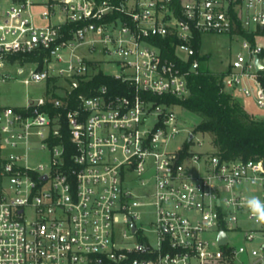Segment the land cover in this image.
<instances>
[{
	"label": "built area",
	"instance_id": "built-area-1",
	"mask_svg": "<svg viewBox=\"0 0 264 264\" xmlns=\"http://www.w3.org/2000/svg\"><path fill=\"white\" fill-rule=\"evenodd\" d=\"M205 33L242 39L224 87L264 109V0H0V90L44 87L0 101V264H264V159L205 148L169 100Z\"/></svg>",
	"mask_w": 264,
	"mask_h": 264
},
{
	"label": "trees",
	"instance_id": "trees-1",
	"mask_svg": "<svg viewBox=\"0 0 264 264\" xmlns=\"http://www.w3.org/2000/svg\"><path fill=\"white\" fill-rule=\"evenodd\" d=\"M239 32L254 40L253 33L240 28ZM257 32H260V29ZM194 45L201 49L200 34L197 35ZM207 58V54L199 55V69L188 77L190 94L169 100L202 117L195 130L210 133L213 144L224 158L264 159V119L255 118L225 89L223 80L227 70L219 72L210 69L205 65ZM261 80L264 84V75H261ZM90 82L92 85H120L118 80L102 73ZM65 141L70 142L67 132Z\"/></svg>",
	"mask_w": 264,
	"mask_h": 264
},
{
	"label": "rangeland",
	"instance_id": "rangeland-1",
	"mask_svg": "<svg viewBox=\"0 0 264 264\" xmlns=\"http://www.w3.org/2000/svg\"><path fill=\"white\" fill-rule=\"evenodd\" d=\"M264 41V38H261ZM242 39L239 36H232L230 34H218V33H205L202 38L201 54H207L208 58L205 61V65L214 71H226L231 59L239 52L242 51L241 46ZM110 58L119 57L114 53L109 56ZM44 94V87L42 83L26 85L19 79L11 80L4 83L0 90V101L12 105H23L31 97H40ZM234 97L240 102V104L250 112L257 119H264V109L258 107L255 102L244 96L240 92H236ZM176 112L182 120L184 127L194 129L196 125L201 121V116L194 113L182 105L175 107ZM197 136L205 140L204 147L210 148V141L212 135L210 133H204L198 131ZM184 134L181 133L176 136L169 143L170 148H175L181 145ZM46 154H35L32 157V161L38 162L41 159H46Z\"/></svg>",
	"mask_w": 264,
	"mask_h": 264
},
{
	"label": "clouds",
	"instance_id": "clouds-1",
	"mask_svg": "<svg viewBox=\"0 0 264 264\" xmlns=\"http://www.w3.org/2000/svg\"><path fill=\"white\" fill-rule=\"evenodd\" d=\"M246 207L258 223L264 224V201L252 196L246 200Z\"/></svg>",
	"mask_w": 264,
	"mask_h": 264
},
{
	"label": "water",
	"instance_id": "water-1",
	"mask_svg": "<svg viewBox=\"0 0 264 264\" xmlns=\"http://www.w3.org/2000/svg\"><path fill=\"white\" fill-rule=\"evenodd\" d=\"M255 63H256V66H257L258 69H261L262 68V65H261V63L259 61V57L258 56H256V58H255ZM44 178H46V175H44ZM220 240L221 241H226L227 240V237H226L224 231H221V233H220Z\"/></svg>",
	"mask_w": 264,
	"mask_h": 264
}]
</instances>
